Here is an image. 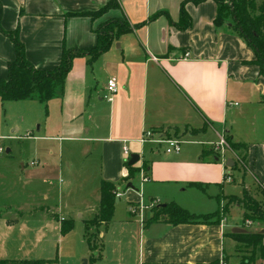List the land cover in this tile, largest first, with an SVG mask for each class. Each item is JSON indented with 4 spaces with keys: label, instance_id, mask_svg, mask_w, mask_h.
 Listing matches in <instances>:
<instances>
[{
    "label": "crops",
    "instance_id": "0c3cea01",
    "mask_svg": "<svg viewBox=\"0 0 264 264\" xmlns=\"http://www.w3.org/2000/svg\"><path fill=\"white\" fill-rule=\"evenodd\" d=\"M108 1L0 0L1 28L18 27L25 58L44 71L58 66L63 49L94 48L95 31L107 21L133 26L165 12L176 23L185 1L191 19L190 28L179 31L161 16L119 37L91 63L88 57L74 59L63 96L49 101L46 112L36 101H0V261L212 264L224 257L229 264L231 257L232 264H241L237 243L227 237L241 221L239 205L228 206L227 218L217 224L146 229L143 214L135 216L129 205L174 202L201 215L219 209L217 196L227 202L224 198H241L246 191L264 199V77L253 64V52L226 26L215 28L212 0L198 5L117 0V9L94 18L71 16L97 12ZM14 58L12 43L0 33V78ZM109 79L117 85L110 100L104 96ZM183 128L204 130L177 154L138 143L144 131ZM221 137L245 145L243 168L231 151L223 159L218 152L208 153L205 146ZM123 147L139 156L133 166L140 171L130 181L132 189L119 188L109 224L96 229L100 252L95 256L84 222L98 215L100 182L118 184L127 175ZM229 159L242 181L233 189ZM143 162L149 168L145 174ZM53 216L71 220V231L61 235ZM91 255L100 258L90 263Z\"/></svg>",
    "mask_w": 264,
    "mask_h": 264
},
{
    "label": "trees",
    "instance_id": "16d2710c",
    "mask_svg": "<svg viewBox=\"0 0 264 264\" xmlns=\"http://www.w3.org/2000/svg\"><path fill=\"white\" fill-rule=\"evenodd\" d=\"M194 4H200L207 0H189ZM216 6V16L213 21L215 28H221L226 26L228 30L235 32L251 49L255 56L253 64H255L260 71V74L264 77V0H261L259 4L256 0H212ZM185 2H182L179 7V20L173 23L165 12H158L150 16L146 21L129 25L125 21L111 20L100 25L95 31L96 45L94 48L81 51L77 49H63L60 63L52 70L44 71L34 68L25 58L24 47L19 39V29L16 27L12 31H5L0 26V33L8 38L14 47L15 58L12 62L7 64V73L5 78H0V101L1 102H20V101H36L44 105L46 112L47 103L53 99L61 98L64 94L65 80L71 71L73 60L76 58L88 57V63L93 62L100 55L107 52L111 45L119 39L122 35L132 33L150 23L157 18L164 16L168 23L178 29L179 31H185L191 26V19L187 15L184 9ZM119 7L117 0H109L106 5L101 7L94 13H77L71 14V16H91L95 17L108 10L117 9ZM1 17V6H0ZM166 57V56H165ZM247 64V63H245ZM194 130L191 131V133ZM230 151L237 158V163L244 167V161L246 158L245 145L241 143H232L230 139L226 138ZM205 152L202 153V156ZM143 170L148 171V165L142 164ZM236 168L235 166L232 169ZM125 169L127 175L122 178L118 184L111 182L101 181L99 185V208L98 215L95 220L84 222V235L89 248V251L93 252V246L88 236L91 226L98 229L100 226L106 227L111 221L114 213L115 200L119 193V188L124 186L127 188V184L133 179L134 175L140 171L134 166H128L125 163ZM191 187H196L202 192L204 188L199 184H191ZM223 199V198H222ZM228 200V206L232 203H237L244 210L243 220L251 219V215H256V219H261V211L259 210V204L248 196L244 191L241 198L226 197ZM221 200L220 196L216 197V201L219 205ZM228 206H226V212H228ZM60 233L66 235L72 229L73 222L60 221ZM221 221L218 218L217 211L209 214L196 215L181 208L174 202L160 204L156 206L149 213L143 212L142 224L143 229L148 228L153 224H165L169 226L178 225H207L217 224ZM260 239H264V236ZM253 246L258 247V259L264 264V244ZM89 257V262L100 258ZM224 257L222 261L224 262ZM47 261H18L8 262L0 261V264H46ZM212 264H219L215 262ZM241 264H252L251 261L243 262Z\"/></svg>",
    "mask_w": 264,
    "mask_h": 264
},
{
    "label": "rangeland",
    "instance_id": "374dc122",
    "mask_svg": "<svg viewBox=\"0 0 264 264\" xmlns=\"http://www.w3.org/2000/svg\"><path fill=\"white\" fill-rule=\"evenodd\" d=\"M261 0H256V3L259 4ZM2 109H0L1 111ZM204 130V128L200 129V130H194L192 133V130H188L187 128H183V129H174V130H165V129H161L159 130V134H163L165 135L167 138H174V137H179L182 138L185 142L187 141H191L192 137L191 136H195L199 133H202ZM21 133V132H20ZM226 141V138H225ZM189 143V142H188ZM227 143V141H226ZM187 143H184L182 145V149L186 147ZM228 145V143H227ZM206 149H211L210 151H208V153H213V152H217L214 148H215V144H211L210 146H205ZM229 148V145H228ZM230 150V149H229ZM237 159V158H236ZM236 162V161H235ZM144 163V162H143ZM145 164V163H144ZM238 166L240 164H237ZM241 167V166H239ZM238 167V169H239ZM231 172V175L233 176L234 179V183L229 187L230 189L233 188H237L238 186L242 185V181H240L239 175L237 173V167L235 169L232 168H228ZM144 174H145V170H141ZM124 186H122L121 190H124ZM230 191V190H229ZM249 197L252 198L251 195L248 194ZM118 197V196H117ZM264 198V195H263ZM253 200H255L254 198H252ZM124 198H122V203L120 206H124ZM258 204H259V210L261 211V215L262 218L256 219V215H251V219L248 220H243V216H244V210H243V215L241 218V221L234 226L233 231H229V234L227 235L228 238H230L231 240L235 241L237 243L236 247H235V254L237 257L240 258L241 261L243 262H247V261H251L252 263H255L256 261H258V247L257 246H253V243L255 242L256 245L258 244H264V239H260L261 237L264 236V199L263 200H255ZM234 205H237V203H232ZM145 207H147L146 210H144V212L149 213L151 210H153L156 206L154 203H151L149 201H145L143 204ZM231 204H229L230 206ZM226 206H228V200L227 202L223 201L222 198L220 200L219 203V209H218V218L220 221H223L227 218V212H226ZM241 207V206H240ZM138 208V205L132 204L129 205V209L131 210H135ZM242 208V207H241ZM139 214H135V216H138ZM236 212L234 211L232 213V220H236ZM95 227L91 226L89 229V238L90 241L92 243L93 246V253L95 256L98 255V253L100 252V238L98 237V235L95 234ZM228 241L225 242V245L227 247L228 245ZM228 249V248H227ZM233 261L231 259V257L229 258V264H232Z\"/></svg>",
    "mask_w": 264,
    "mask_h": 264
},
{
    "label": "built area",
    "instance_id": "2783aa9c",
    "mask_svg": "<svg viewBox=\"0 0 264 264\" xmlns=\"http://www.w3.org/2000/svg\"><path fill=\"white\" fill-rule=\"evenodd\" d=\"M117 92V85L115 79H109L107 81L106 85V94L105 97L108 98V100L113 97L114 94ZM159 131H144L141 135V137L138 140V143L140 146H152L155 148H161L163 153L165 155H173L179 153L182 144L185 143V141L182 138L174 137V138H167L163 134H159ZM220 155V157L223 159V155L226 151H230L228 148V145L225 141L224 137H221L219 141L215 144L214 148ZM123 154L127 158V161L130 158V154L128 152V149L126 147H123ZM31 165H34V163H31ZM147 207L143 205V203H139L138 208L135 210H131V213H138L140 215L143 214L144 210H146ZM219 264H224V262L221 260Z\"/></svg>",
    "mask_w": 264,
    "mask_h": 264
},
{
    "label": "water",
    "instance_id": "95a60500",
    "mask_svg": "<svg viewBox=\"0 0 264 264\" xmlns=\"http://www.w3.org/2000/svg\"><path fill=\"white\" fill-rule=\"evenodd\" d=\"M139 161V156L136 154H132L128 161V166H133ZM234 166L233 162L229 159L226 163V167L232 168ZM131 183L127 184V189H132ZM118 198H116L115 202L117 203ZM82 264H87L86 260H83Z\"/></svg>",
    "mask_w": 264,
    "mask_h": 264
}]
</instances>
